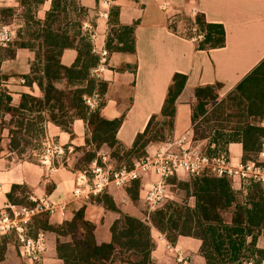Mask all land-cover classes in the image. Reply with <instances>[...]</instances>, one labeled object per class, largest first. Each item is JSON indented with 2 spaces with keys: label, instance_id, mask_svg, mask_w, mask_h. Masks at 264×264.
<instances>
[{
  "label": "trees",
  "instance_id": "trees-1",
  "mask_svg": "<svg viewBox=\"0 0 264 264\" xmlns=\"http://www.w3.org/2000/svg\"><path fill=\"white\" fill-rule=\"evenodd\" d=\"M44 1L20 0L19 5L33 9ZM70 8L73 13H77L74 19H69L67 9ZM84 12L73 0H52L51 8L44 18L34 19L35 26L31 34L26 37L21 29L16 31L10 43L13 49H6L3 58H14L17 49L34 53L29 75L21 77L29 85L35 83L41 97L22 93L14 105L9 91H2L0 137L6 130L9 148L21 155V146L29 145L35 134L43 135L45 123L50 122L71 133L73 121L81 119L86 123L89 133L85 141L87 146H93L94 149L107 146L112 157L118 156L120 150L125 155L132 154L127 165V168H131L137 160L147 155L148 146H157L170 140L175 103L187 79L182 74L173 75L160 114L152 116L145 130L136 136L131 148L125 149L116 139L122 118L107 120L101 115L102 105L90 111L84 100L93 95L102 97L108 87L105 81L91 76V70L98 64V57L91 53L92 45L80 29ZM118 15V9L111 8L106 49L108 53L118 51L134 54L133 31L136 24L121 27ZM75 18L78 20V31L73 25ZM23 23L26 27L30 26L26 20ZM193 26L198 28L202 36L198 43L199 49L224 46L225 31L222 25L207 23L203 14H197ZM113 39L116 43L112 46ZM67 49H74L77 53L74 63L68 67L61 63V55ZM5 78L8 80L9 77L6 75ZM219 88L220 85L216 84L194 90L192 140L206 141L208 146L215 147L240 143L242 161L257 162L251 159V155L262 152L264 141V128L261 125L264 122V59L222 100H218ZM225 110L237 111L239 116L236 118L239 125L228 134L219 132L223 129L221 116ZM208 114L212 118L208 119ZM158 119L164 120L169 139L152 131ZM232 119L233 114L227 115L226 123H232ZM209 122L215 125L211 126ZM86 156L88 165L95 154L88 151L80 159ZM176 176L168 178V187L173 186L181 191L183 197L178 201L168 197L146 220L119 212L104 192L95 199L83 200L101 202L105 208L119 215L110 227L111 239L107 243L97 242L94 226L85 220L83 208L76 211L71 220L60 225H48L46 218H41L37 224L44 232L54 235L56 255L63 264H155L151 259L154 248L151 227L172 245L181 236L198 239L205 264H243L250 260L258 263L264 260V250L256 246L257 238L264 237V191L260 185H252L244 195L233 190L226 178H217L208 170L190 176L187 180L177 179ZM139 186V181L127 185L126 192L133 201L137 199ZM9 200L12 201L11 196ZM190 200H193L191 205Z\"/></svg>",
  "mask_w": 264,
  "mask_h": 264
},
{
  "label": "crops",
  "instance_id": "crops-1",
  "mask_svg": "<svg viewBox=\"0 0 264 264\" xmlns=\"http://www.w3.org/2000/svg\"><path fill=\"white\" fill-rule=\"evenodd\" d=\"M6 1H12L13 6L21 9L25 7L19 5L20 0ZM73 1L85 11L83 21H88L92 26L95 38L91 45L97 51L107 50L111 8L118 9L119 26L136 24L133 31L134 54L109 52L106 70L98 76L108 85L103 95L104 101L100 104L101 115L107 120L122 118L116 139L125 149L131 148L136 136L145 130L151 117L160 114L167 89L175 73L185 75L187 80L175 103L170 139L187 134L191 146L206 145V141L192 140L191 108L195 101L194 90L219 84L217 95L218 100H222L264 59V0H115L108 7L104 6L105 0ZM51 2L52 0H45L36 7L37 10L33 14L37 19H43L49 12ZM101 12H107L108 17L106 19L101 17ZM178 13H183L192 23L197 14H203L207 23L222 25L225 31L224 46L209 50L199 49L198 43L202 36L187 34L181 29L175 21ZM22 24L24 23H20V26ZM192 28V31L195 30ZM198 38L201 39L197 41ZM76 56L74 49L64 50L61 63L67 67L71 66ZM33 60L34 53L27 49H17L14 58L2 59L1 70L13 81H5V85L14 105L18 103L22 93L41 97L38 86L35 83L27 84L21 77L29 75ZM130 64L133 66L132 72L126 69ZM43 137L54 139L66 150L64 159L54 164L52 173L40 165L37 159L23 157L12 151L9 148L8 132L6 130L2 132L0 212L10 205L31 206L30 197L35 199L45 197L55 204L65 205L63 215L42 214L35 216L28 224L30 236L43 232L47 239V250L41 262L36 264H63L56 255L54 235L44 232L37 222L41 218H46L48 225H60L71 220L74 213L83 208L85 220L94 226L97 242H109L110 227L119 215L105 208L101 202L71 201L70 194L77 177L85 171L77 167L81 155L88 151L95 154L87 165L90 168L95 161L101 164L102 160H110L108 157L110 149L104 145L94 149L93 146L85 144L89 133L86 123L81 119L73 121L71 133L47 122L43 126ZM155 146H148L146 154L151 153ZM225 149L233 163L242 161L240 143H230ZM108 165L112 167L111 162ZM146 175L147 178L144 180L142 176L135 180L140 183L135 201L128 196L127 185L123 188L109 187L105 190L104 193L110 197L119 212L134 218L147 219V214L143 215L135 205L140 201L145 204L144 189L155 179L153 174ZM189 177L187 174L176 176L180 180H187ZM231 187L239 191L237 182H232ZM174 191L175 200H180L183 193L176 189ZM9 196L12 201L9 200ZM189 204H193V200H190ZM150 235L154 245L151 259L155 264H181L177 261L174 249L190 264H205L200 254L201 242L198 239L181 236L172 245L153 227L150 229ZM169 246L171 248H168ZM256 246L264 250L263 236L257 238ZM0 249H2L0 264H32L20 257L15 246L7 241L5 236L0 238Z\"/></svg>",
  "mask_w": 264,
  "mask_h": 264
},
{
  "label": "built area",
  "instance_id": "built-area-1",
  "mask_svg": "<svg viewBox=\"0 0 264 264\" xmlns=\"http://www.w3.org/2000/svg\"><path fill=\"white\" fill-rule=\"evenodd\" d=\"M114 1L105 0L104 6L108 7ZM100 16L106 19L108 13L101 12ZM80 29L92 43L95 34L88 21H82ZM14 37L15 32L10 26L0 21V50L7 48ZM91 53L98 57V64L91 70V75L98 78L99 74L106 70L108 51H97L92 45ZM84 100L90 111L99 108L97 95L85 97ZM190 143L187 134L177 139L168 140L155 146L151 154L148 153L145 157L137 160L130 169L122 167L113 170L105 161L102 160V164L95 161L90 168L77 177L70 194V200H88L91 197L99 196L109 187L123 188L130 182L138 180L143 174L149 173L153 174L155 179L144 189V202L148 211L152 213L168 198L167 180L169 177L178 174L195 176L204 170H208L217 178H226L230 183L237 182L239 192L243 194H246L249 187L254 184L260 185L264 191V163L259 164L253 161L233 163L226 147L212 145L210 153H205L198 151ZM65 155L66 150L62 145L50 137H43L36 157L40 165L52 173L54 164L61 162ZM29 200L32 202L31 206L10 205L0 212V238L14 235L20 256L24 260L36 264L41 262L47 250V239L43 232L30 236L28 224L35 216L42 214L53 216L59 213L63 215L65 205L55 204L45 197L40 199L30 197ZM174 251L177 253L178 262L190 264L180 252L176 249ZM243 264H264V262L255 263L250 260Z\"/></svg>",
  "mask_w": 264,
  "mask_h": 264
},
{
  "label": "rangeland",
  "instance_id": "rangeland-1",
  "mask_svg": "<svg viewBox=\"0 0 264 264\" xmlns=\"http://www.w3.org/2000/svg\"><path fill=\"white\" fill-rule=\"evenodd\" d=\"M36 10H37L36 5L34 6V9L27 8V7H24L23 9H21L20 7L13 6L12 1L1 0V3H0V21L5 25L10 26V28L15 32V34H16L17 30L21 29V31H23V34L27 37L29 34L32 33V31H34L35 25L33 24V21H35L37 18L35 17V14H33V13H35ZM67 10H68L67 12L69 15V19H74V15H76L77 13L76 12L73 13L71 8L67 9ZM176 15H177L176 19H175L176 24H178V26L181 29H184L185 32H187V34H199L198 28L197 27L195 28L192 25L193 23L190 21V19L187 16H184L183 13H178ZM30 17H32V19H29ZM25 20L29 23L30 26L26 27V26H24V24H22V26H20V23H22ZM31 20H32V22H31ZM77 22H78V20H76V18H75V20L73 21V25H75V31L79 30L78 27H76ZM192 27H194L195 30L192 31V29H193ZM108 37H109V33H108L107 38ZM110 38H112V36H110ZM200 39L201 38H198L197 41H199ZM106 42H107V40H106ZM115 43H116L115 39H113V42L111 45L113 46ZM6 49H13V48L11 45H9L7 48H5V50L4 49L0 50V90H1V92L2 91H8V88L5 85V81L9 80V81L13 82L11 79L7 80V78H5L6 75L3 74L2 70H1L2 59L6 55V52H7ZM122 69H124V68H122ZM126 69L128 70V72H132V70H133L132 64L128 65L126 67ZM97 100H98L99 104H102L104 101V98H103V96L100 97L99 95H97ZM231 114H233V116H234V119H232L233 122L232 123H226L227 115H231ZM219 116H220V114H219ZM206 117H209L208 119L212 118V116H210L209 114ZM221 118L223 120L221 122V128L223 127V129L219 130L220 133H223V134L231 133L230 131L239 125L236 121L237 120L236 118H239L237 111L234 112L232 110H225L224 114L221 116ZM204 119H206V118H204ZM199 121H203V119L199 120ZM209 123H210L209 125H211V126L215 125L214 122H209ZM261 125L264 128V122ZM153 127L154 128L152 131L159 132L160 135H162L164 139H169V137H168L169 130H168L167 126L164 125V120H162V119L156 120L153 124ZM42 138H43L42 134L41 135L35 134L33 136V138L31 137V143L29 145L21 146L20 151L22 150L23 153L20 156L37 159L36 154L39 151ZM192 147L196 148L198 151L205 152V153H210V151H211V146H208V144H206L204 146H201L200 144H195V146H192ZM122 151L123 150H120L118 156L116 155V157L111 156V150L108 153V157L110 160L105 161V163L108 164L109 162H111L112 163L111 169L113 168V170H114V169H118L120 167L127 168V165L130 164L132 154L131 155L130 154L125 155V154H123ZM261 151L262 152L259 154H252L251 155V159L257 160V162H255V163H259V164L264 163V154H263L264 153V141H263V146H262ZM87 160H88V156L83 157L82 160L81 159L79 160V162L77 163V166H79L81 169L83 168V170H87L88 169V166L86 163ZM101 164H102V161H101ZM145 178H147V175L143 174L142 179L144 180ZM167 185H168V183H167ZM172 187L173 186L168 187V197L172 200L173 199L175 200V197H174L176 195V193L174 191L175 188H172ZM182 195L183 194H181V196H180L181 198L183 197ZM135 205H136V208L138 210H140V212L143 215L147 214V216H148L150 214L147 206H145V204L143 202L140 201L139 203H137ZM5 239L7 241L11 242L15 246V248L17 249V251L19 253L18 244L16 242L14 235H7V236H5ZM19 255H20V253H19ZM260 262L261 261H259L258 263H260Z\"/></svg>",
  "mask_w": 264,
  "mask_h": 264
}]
</instances>
